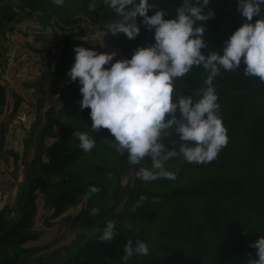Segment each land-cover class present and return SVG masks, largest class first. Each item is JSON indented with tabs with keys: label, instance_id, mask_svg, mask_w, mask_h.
<instances>
[{
	"label": "trees",
	"instance_id": "1",
	"mask_svg": "<svg viewBox=\"0 0 264 264\" xmlns=\"http://www.w3.org/2000/svg\"><path fill=\"white\" fill-rule=\"evenodd\" d=\"M18 1L30 16L38 14L45 25L60 10L68 12L69 3L75 15H68L66 22L77 25L79 20L71 21L76 15L87 18L89 26L104 34L106 44L121 50L122 58H130L138 46L154 43V29L148 30L139 16L140 32L134 39L123 33H108L105 23L116 14L102 0H95L97 7L92 11L88 9L91 0H64L63 5L46 4L45 0ZM181 2L154 0L155 7L148 14L162 9L165 18H173ZM237 4L238 0H210L205 12L213 9L214 15L202 22L205 54L213 50L222 54L224 41L245 22ZM259 18L254 16L252 22ZM88 31L80 26L65 32L54 55V69L49 66L43 74L52 94L59 96L48 108L46 120L39 115L24 140V176L18 184L16 205L0 210V264H25L29 257L34 258L33 264H122L128 240L133 246L142 240L149 248L148 255H134L128 264H247L255 258L252 243L264 236V83L244 75L243 58L240 68L221 69L213 87L227 129V145L207 164L188 163L177 154L165 162L175 179L143 181L136 173L142 166L150 167L151 159L145 157L143 164L131 165L126 152L118 153L115 148L109 152L104 139L114 137L108 129H91L90 109L80 107L79 82L72 81L66 89L58 90L64 62L75 58L74 47L84 44L79 39ZM72 40H76L74 45ZM207 74L202 66H193L177 78L175 86L185 87L184 95L198 99L196 94L205 87ZM6 96V88L0 85V105ZM60 104L63 108H58ZM62 112L66 122L55 133V115ZM176 115L179 117V111ZM75 131L87 132L95 140L91 151L79 148ZM162 141L176 150L184 143L175 133ZM125 176L129 179L123 185ZM90 186L99 191L86 198ZM39 197L52 218L65 214L70 206L85 204L76 217L65 216L75 224L89 223L70 253L31 245L42 234L33 231ZM134 206L135 211H131ZM92 208L98 210L95 215H90ZM109 220L117 225L115 237L101 243L98 236Z\"/></svg>",
	"mask_w": 264,
	"mask_h": 264
},
{
	"label": "clouds",
	"instance_id": "2",
	"mask_svg": "<svg viewBox=\"0 0 264 264\" xmlns=\"http://www.w3.org/2000/svg\"><path fill=\"white\" fill-rule=\"evenodd\" d=\"M53 2L64 4V0ZM209 2L182 0L175 16L165 18L162 9L148 14L149 9L155 7L154 0H102V4L116 14L115 19L105 23L108 33H123L134 39L140 32L139 16L148 30L154 29V43L138 46L130 58L115 60V51L74 47L75 58L67 75L70 81L80 84V107L90 109L91 129L96 132L108 129L114 137L111 147L118 153L126 152L130 164H143L145 157H149L150 167L142 166L136 173L143 181L161 177L175 179V173L166 169L165 162L177 154L188 163L207 164L227 145V129L219 115L218 96L213 87V80L221 69L240 68L243 58L244 75L264 83V15H261L264 0H238L237 8L245 22L224 41L222 54L202 51L207 47L202 22L214 15L213 9L205 12ZM96 7L95 0H91L89 11ZM254 16L260 18L253 23ZM193 66H202L208 73L205 87L196 94L198 99L181 95L174 100L177 78L189 73ZM174 133L184 141L179 150L167 148L162 141L163 137ZM73 136L84 152L95 146V140L87 132L75 131ZM98 191V187L90 186L86 198ZM135 207L130 210L135 211ZM97 211L90 209V215ZM116 228L114 221H107L98 240L101 243L112 241ZM251 246L256 250L255 258L249 259L247 264H264V236ZM148 253L144 241L137 240L133 246L132 240H128L122 264H128L134 255Z\"/></svg>",
	"mask_w": 264,
	"mask_h": 264
},
{
	"label": "crops",
	"instance_id": "3",
	"mask_svg": "<svg viewBox=\"0 0 264 264\" xmlns=\"http://www.w3.org/2000/svg\"><path fill=\"white\" fill-rule=\"evenodd\" d=\"M18 3L21 4L19 1ZM81 23L79 25L83 26ZM1 25L8 28L5 29L6 32L4 31L7 39V50L4 52L9 61L0 75L7 91L6 101L0 107V210L7 208L5 206H9L8 204L13 205L17 202L18 184L24 176V140L31 131L35 113L40 106L43 108L45 106L47 112L59 96L58 93L52 94L43 79V74L47 70L44 64L52 59L54 65L57 62L54 55L58 49L51 52L49 47H46L52 45L55 39L49 25L43 26L37 16H30L27 8L15 10L12 18ZM84 27L89 31L86 36L79 39L84 42L82 46L94 48L99 52L115 51L117 55L114 60L122 58L119 48L104 42V34L101 31L93 29L89 24ZM10 28L13 30L10 31ZM58 40L57 46L60 41ZM74 42L76 40H72L73 45ZM73 62L74 59L64 62L58 79L59 91L72 83L67 73ZM40 199L39 197L37 201V213L43 208Z\"/></svg>",
	"mask_w": 264,
	"mask_h": 264
},
{
	"label": "rangeland",
	"instance_id": "4",
	"mask_svg": "<svg viewBox=\"0 0 264 264\" xmlns=\"http://www.w3.org/2000/svg\"><path fill=\"white\" fill-rule=\"evenodd\" d=\"M46 4L49 2H53L52 0H45ZM54 3V2H53ZM21 7L18 3V0H1L0 1V75L1 72L4 70V68H6L9 58L7 56V54L4 52L5 50H7V39L5 36V29L8 30V28H5L4 26H2V22H7V17L12 16V14H15V10L20 11ZM67 9L68 12H66V10H60V12L58 14H56L55 16H53L51 18V20L49 21L48 25L51 29V32L53 33V37L54 42L52 43V45H47L46 47L51 50V52L53 51H57L58 46L56 44L57 40H61L63 34L67 31H71L74 29H77L80 27V23L84 26L89 24V22H87V18H83L80 19L81 15H76L75 18H73V20L71 21H75L79 20V24L75 23L77 25H73V24H69L66 22L67 20V16L71 15V17H74L73 15H75V12L73 11V8L71 7V5L68 3L67 5ZM70 11V12H69ZM29 14V12H28ZM34 16V14L32 15ZM39 18V15H35ZM89 21V20H88ZM45 24L43 23V26ZM73 25V26H72ZM13 29L10 28V31H12ZM6 32V31H5ZM58 40V41H59ZM51 44V43H49ZM56 53V52H55ZM45 65V68L47 69L49 66L51 68H53L54 63H52L51 65L49 64V62H47ZM3 73V72H2ZM0 85L5 87L4 83L1 81V77H0ZM184 91H185V87L183 86H175L174 87V92H173V97H177L179 98V96L184 95ZM2 105H0L1 107ZM66 110V109H64ZM46 110H45V106L43 108V106H40L39 109L37 110V113H35L36 117L42 116L43 114H45ZM65 113L62 112L60 114L55 115V121H57V123L54 125L53 127V131L55 133H59L60 131V127L62 124H64V122H66V120L64 119ZM43 121H45V115L42 116ZM114 141V138L112 137H106L104 139V143L106 144V147H109V152L113 151L112 148L115 147H111V142ZM116 150V149H115ZM110 161L113 159L112 156H109ZM132 165V164H131ZM129 176H125L121 182L123 185H126L128 182ZM42 200V199H40ZM43 202V200H42ZM9 206H5L7 207L8 210L12 209L15 207L16 203L12 204H8ZM85 208V204L81 203L77 206H70L69 210L65 213L62 214L60 217H56V218H52L50 217V215L48 216L47 213L49 212L43 205V208L40 209V212L37 213L36 218H35V225L33 226V231L35 232H39L42 233L40 236V238L36 241H33L31 243V245H35L37 247H40L42 249H44V251H51V250H57L60 249L63 252L66 251L67 253L71 252V248L73 246V244L77 241V238L83 234L84 231H86L89 223L88 222H79V223H74V221H67V217H65L66 215L68 216V218L71 217H76L83 209ZM46 217V218H45ZM11 245H9L10 247ZM34 261L33 257H29L28 260L26 261L25 264H33L32 262ZM21 262H24V260L22 259Z\"/></svg>",
	"mask_w": 264,
	"mask_h": 264
}]
</instances>
